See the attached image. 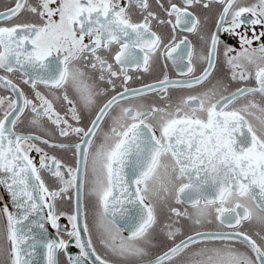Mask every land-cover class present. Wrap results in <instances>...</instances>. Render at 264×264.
<instances>
[{
  "label": "snow or ice",
  "instance_id": "snow-or-ice-1",
  "mask_svg": "<svg viewBox=\"0 0 264 264\" xmlns=\"http://www.w3.org/2000/svg\"><path fill=\"white\" fill-rule=\"evenodd\" d=\"M0 90V264H264V0H11Z\"/></svg>",
  "mask_w": 264,
  "mask_h": 264
},
{
  "label": "flooded vegetation",
  "instance_id": "flooded-vegetation-1",
  "mask_svg": "<svg viewBox=\"0 0 264 264\" xmlns=\"http://www.w3.org/2000/svg\"><path fill=\"white\" fill-rule=\"evenodd\" d=\"M10 3H11V0H0V11L5 10L6 5H8ZM211 15L214 18L215 17V11H213V13ZM8 23H10V22H3L4 26H7ZM163 31L167 32V29H164ZM180 35H184V34L181 33ZM189 39H191L193 41V43H197V40H196V38L194 36L190 35ZM232 43H235V41H232ZM219 70H220V72L222 74H227V70L223 67V65H219ZM168 74L172 78H179L177 76L175 70L172 69L171 66H169ZM157 75H159V72L154 73L153 76H146L145 79L146 80H151V79L154 78V76H157ZM13 79H17V74H13ZM132 86H134V87L138 86V82L134 83ZM237 86H240V85H238L235 82H233L232 88L235 89ZM21 87H24L25 91H27V87L26 86L21 85ZM171 91H172L173 96H176V95L180 94V90H171ZM2 94H5V93L2 90H0V95H2ZM17 130L21 131V132L29 131V129L24 127V126H18ZM55 154L58 157H60L61 159H63L65 163L72 164V159H71V157L69 155L64 154V153H60V152H57ZM33 155H35V153H33ZM42 175H44V178H45L46 182H48L50 185H52V181L49 179L48 175L47 174H43V173H42ZM0 197H3V199L0 200V207H2L3 204L6 202L5 195L3 193L2 187H0ZM73 206H74V201H71V200H64V201H61V202L58 203V208L59 209L65 211V212H69V213L73 211ZM60 223L61 224H65V223H67V221L64 220V219H61ZM89 223L91 225V219L89 220ZM252 228L253 229H258V226L253 225ZM52 230L55 232L54 229H52ZM125 235H127V233H125ZM65 239H67V237H65ZM93 240H94V243H95V236H93ZM97 251L100 252L102 255L104 254L103 248H101L99 245H97Z\"/></svg>",
  "mask_w": 264,
  "mask_h": 264
},
{
  "label": "water",
  "instance_id": "water-1",
  "mask_svg": "<svg viewBox=\"0 0 264 264\" xmlns=\"http://www.w3.org/2000/svg\"><path fill=\"white\" fill-rule=\"evenodd\" d=\"M2 189H3V188H2ZM3 193H4V195H5V200H6V202H7V201H8V196L6 195L4 189H3ZM48 230H49L50 235H51L53 238H55V232H54L49 226H48ZM73 251H75V249H73Z\"/></svg>",
  "mask_w": 264,
  "mask_h": 264
}]
</instances>
